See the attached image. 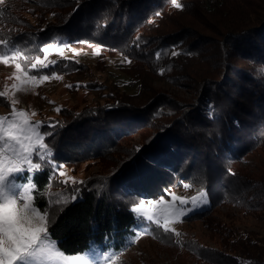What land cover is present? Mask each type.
Segmentation results:
<instances>
[{"label":"trees","instance_id":"1","mask_svg":"<svg viewBox=\"0 0 264 264\" xmlns=\"http://www.w3.org/2000/svg\"><path fill=\"white\" fill-rule=\"evenodd\" d=\"M177 3L184 7L177 9L171 0H77L74 8H69L68 14L56 25L40 28L44 31L2 33L1 37H22L20 46L30 56L39 54L37 48L49 44L72 46L80 41L120 52L131 61L126 67L134 72L133 86L137 84L145 98V104L131 107L132 111H137L135 117L145 129L139 133L136 144L123 152L118 166L123 167L140 156L143 158V150L159 145V149L162 147L159 151L169 156L165 162L174 167L181 164L182 168H179V178L162 169L163 181L156 188L146 190L155 191L151 192V197H156L157 191L159 196L168 192L176 184L188 183L195 187L192 172L197 169L204 174V170L208 171L207 179L198 191L207 192L209 204L189 213L186 219H208L214 207L225 202L240 206L264 222V176L252 179L233 166V162L241 161L248 153L257 149L264 151V0H215L213 3L177 0ZM190 6H197L203 21L200 17L196 20L210 25L209 30L219 35V39L205 40L206 35L200 32L201 36L197 32L200 29L194 26L173 27L178 24L173 17L176 9L184 14ZM12 17L14 14L8 6L0 4V24L6 20L11 22ZM213 42L216 43L211 45ZM173 49L181 54L173 56ZM157 52H160L159 58ZM164 56H168V60ZM194 58L205 61L204 69L194 71L201 78L199 82L190 80V85L196 83L198 87L195 102H184L152 86L155 81L169 79L178 84L181 81L179 77L176 79L178 73L189 79L192 71H184L191 68L181 64ZM57 65L65 67L58 61L48 71L56 69ZM162 68L165 69L163 75L160 74ZM136 69L141 70L140 73ZM148 75L151 80L147 81ZM145 84L148 85L146 92ZM121 104L120 99L104 101L87 110L73 111L69 118L53 119L57 126L55 131L51 128V132L60 134L58 138L53 136L54 143L51 144L50 137L46 142L52 148L55 162L61 163L64 156L77 153L81 147L80 150L91 148L94 153L100 152L102 143L121 130L118 122H126L130 116V110ZM209 104L213 106L212 112H209ZM42 122L47 127L49 119ZM44 127L42 132H46ZM80 150L79 153H83ZM229 168L235 175L228 173ZM224 175L231 180H224ZM216 179L222 180L224 190L218 188ZM48 180L47 170L35 175L34 184L42 197ZM87 182L81 197L58 213L49 229L52 239L66 255L82 254L91 245L106 240L119 250L132 243L134 233L143 231L137 230L140 224L136 214L130 211L131 206L115 204L102 191L105 186ZM36 206L44 208V200ZM216 233L226 251L190 245L188 248L199 259L194 264H264L263 235L240 232L230 226H222Z\"/></svg>","mask_w":264,"mask_h":264},{"label":"rangeland","instance_id":"2","mask_svg":"<svg viewBox=\"0 0 264 264\" xmlns=\"http://www.w3.org/2000/svg\"><path fill=\"white\" fill-rule=\"evenodd\" d=\"M214 1L209 0L210 3ZM249 1L251 0H247V2ZM76 3L77 0H0V4L7 5L9 11L14 14L11 22L6 20L0 24V38H2V33L22 32L37 34L44 25L48 27L56 25L58 20L68 14L69 8L72 10ZM189 11L182 14L176 9V14L173 17L178 20L179 25L175 23L177 25H173L174 28H179L181 25L194 26L200 29V31L196 29L199 34L203 32L207 36L204 37L207 41L220 38L219 35L209 30L212 29L210 25L201 24L200 21L196 20L199 17V20H202V14L201 16L199 15L200 10L197 6H190ZM180 21L181 23H179ZM215 43L213 42L211 45ZM52 46H56V44H52ZM97 47H99L98 55L94 54ZM124 58L117 50H109L96 43L74 44L70 48H65L63 56L57 52H52L48 56L49 61H54L55 63L60 61V64L65 67H58L59 65H57L56 69L49 71L48 68L43 69L45 73H51L54 70L55 75H59L62 77L61 79L53 78L37 86L27 85L26 87L29 89L27 92L17 93L16 98L19 101L16 105L17 109L28 112L33 122L48 119L49 122H53L55 118L63 120L65 116L68 117L73 111L87 110L91 106H98L101 102H109L115 99H120L121 105L126 107V110H130L128 112L130 114L128 120L126 122L125 120L118 122V124H121L119 125L122 127L121 130L115 133L112 139L102 143L101 147H99L100 152L94 153L91 148L86 151L80 150L81 147L77 150V153H69L62 158L63 160L61 159L62 162L59 164L64 166L62 170L65 172V176L57 175L53 177L52 183H49L43 194L44 205L49 198L60 197V194L66 191L62 182L68 177H73L76 180H86L88 181L87 183H91L94 186L102 184V186H105V190L102 191H105L104 193L110 196V201L118 205H127L132 208L143 200L145 209L156 207V205L149 204L148 201H158L162 195L167 203H172L168 192L191 199V197L198 194V189L201 188L202 183L206 182L208 171L205 172L203 170L204 174H202L195 169V172H192V178L196 179L195 187L192 186L189 189H185L183 187L184 183L176 184L168 192L159 196V191H157V196L151 197L150 195L155 191L146 190H150V187L156 188L163 181L162 169L166 168L169 173H173L178 177L181 170L179 168H182L181 164L178 167H174L169 162H165V160L169 159V156L164 151H159L162 148L159 149V145L149 146L143 150V158L140 156L123 167L118 166L117 162L123 152L131 144H136L140 139L139 133L145 129L144 126H140L143 123L137 121L135 117L137 111H132L131 109V107L134 108V105L145 104L143 103L145 98L140 94L137 84L133 86L135 84L132 77L134 72L126 67L127 62H122ZM165 58V60H168V56ZM198 58L181 64L191 68V70L184 71H192L189 79H185L183 73H178L176 79L179 77L181 80L178 84L171 82L173 80L169 79L168 81H155L152 86L184 102H195L198 99V87L196 83L195 85H190V80L195 79V81L199 82L201 78L197 77L195 72L205 68V61ZM169 60L171 61L170 58ZM23 67L24 65L22 64V70ZM138 69L136 70L140 73L141 70ZM15 71L14 64H0V91H3L5 85H7L10 95L12 94L11 85L16 83V81L9 79V77ZM188 76L190 75L188 74ZM148 78L150 79V75L147 76V81ZM182 81L183 83H181ZM78 83L81 85L79 88L75 87ZM68 85H72V87H68ZM145 85L144 91L146 92L148 85ZM56 108H61V111L57 112ZM10 112L11 108L7 103H0V117L9 116ZM32 112H35L36 115H31ZM49 122L46 124H49ZM44 130L46 132L52 131L51 128L46 126ZM58 134L60 132H53L52 137L49 138L51 144L55 142L53 136L58 138ZM79 150L83 153H79ZM148 157H154V160H149ZM53 162L56 163L55 160ZM165 163H168L169 166H165ZM178 163H175V165ZM145 164L149 166L145 167ZM233 166L238 169L239 173H246L252 179H258L264 176V151L257 149L248 153L241 161L233 162ZM188 169L189 167L187 166L186 170ZM224 176V180L228 182L231 180L228 176ZM215 183H217L221 191L224 190L221 185L222 180L216 179ZM206 200L207 203L201 207L209 204L207 197ZM211 212L212 215L208 219L188 220L185 216L180 218L178 222L173 223L171 226L181 233V236L176 238L179 241L178 243L173 242L172 237L159 239L153 238L152 235H143L136 240V243H130L119 250L114 249L112 242L106 240L102 244L91 245L89 251L102 252L107 249V254L112 256L110 264H194L199 259L188 248L190 245L226 251L219 235L216 233V229L222 226L237 228L240 232L253 231L264 236V222L255 219L236 204L219 202ZM139 224L137 230L147 229L149 232H153L155 229L154 224L147 222H139ZM154 235L160 237L161 231L155 230ZM66 256L68 257L66 264H71L73 256Z\"/></svg>","mask_w":264,"mask_h":264},{"label":"snow or ice","instance_id":"3","mask_svg":"<svg viewBox=\"0 0 264 264\" xmlns=\"http://www.w3.org/2000/svg\"><path fill=\"white\" fill-rule=\"evenodd\" d=\"M171 3L177 9L184 7L177 3V0H171ZM21 40L22 37L15 36L0 38V64H14L16 70L9 77L16 81L11 85L12 94L10 95L7 85L3 91H0V103H7L11 108L9 116L0 117V264H66L68 257L60 250L58 242L52 239L49 229L54 224L58 213H62L67 205L81 197L86 181L68 177L62 182L66 191L61 193L60 197L49 198L43 209L36 206L39 201L44 200V197L35 187V175L47 170L48 183H52L53 177L65 176L62 170L64 166L53 162L56 158L52 155L49 143L46 142L53 132H42L44 122H33L28 112L18 110L16 105L19 101L16 96L22 91L27 92L29 90L27 85L37 86L53 78L61 79L62 77L55 75L54 70L51 73H45L43 69L55 64L54 61L48 60L50 53L57 52L63 56L65 48L71 46L69 44L46 45L37 48L36 51L39 54L30 56L20 46ZM138 41L139 38H137V46H139ZM80 43L87 42L80 41ZM72 51L75 52L74 49ZM94 54H99V47ZM180 54L175 49L172 50L173 56ZM156 56L159 58L160 52H157ZM122 62L131 63L127 57ZM164 71L165 69H160V74L163 75ZM80 86L78 83L75 87ZM212 107L209 104V112H212ZM55 110L60 112L61 108ZM31 115L34 116L36 113L32 112ZM209 118L212 117L209 116ZM56 126V122L47 125L52 129ZM137 151L139 152L140 149L138 148ZM148 159L154 160V157H148ZM228 173L235 175L230 168ZM183 187L189 189L192 185L184 183ZM168 195L171 196L172 203H167L162 195L158 201H148L149 204L156 205L152 209H145L143 200L130 209L132 213L138 214L136 216L138 222L154 224V231H161L160 237H156L154 231L149 232L147 229L136 232L132 243H136V240L143 235H152L153 238L159 239L172 237L173 242L178 243L176 238H179L181 233L171 225L207 203V192L204 189L191 199L171 192H168ZM110 261L112 256L107 254V249L102 252L86 250L71 258V264H110Z\"/></svg>","mask_w":264,"mask_h":264}]
</instances>
